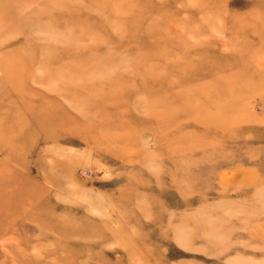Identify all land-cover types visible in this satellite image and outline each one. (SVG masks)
Listing matches in <instances>:
<instances>
[{
    "label": "rangeland",
    "instance_id": "rangeland-1",
    "mask_svg": "<svg viewBox=\"0 0 264 264\" xmlns=\"http://www.w3.org/2000/svg\"><path fill=\"white\" fill-rule=\"evenodd\" d=\"M0 264H264V0H0Z\"/></svg>",
    "mask_w": 264,
    "mask_h": 264
},
{
    "label": "bare ground",
    "instance_id": "bare-ground-1",
    "mask_svg": "<svg viewBox=\"0 0 264 264\" xmlns=\"http://www.w3.org/2000/svg\"><path fill=\"white\" fill-rule=\"evenodd\" d=\"M36 31V30H35Z\"/></svg>",
    "mask_w": 264,
    "mask_h": 264
}]
</instances>
